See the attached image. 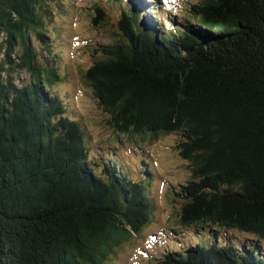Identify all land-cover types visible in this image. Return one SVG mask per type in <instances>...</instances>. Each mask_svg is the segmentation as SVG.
<instances>
[{"label": "trees", "instance_id": "trees-1", "mask_svg": "<svg viewBox=\"0 0 264 264\" xmlns=\"http://www.w3.org/2000/svg\"><path fill=\"white\" fill-rule=\"evenodd\" d=\"M48 1L0 0V264H108L149 220L151 176L131 179L109 160L94 170L81 126L52 92L58 72L32 44L47 47ZM119 1L130 11L85 80L113 128L175 134L190 170L180 230L168 228L171 248L153 263L264 264V0L190 2L177 25L155 0Z\"/></svg>", "mask_w": 264, "mask_h": 264}, {"label": "rangeland", "instance_id": "rangeland-1", "mask_svg": "<svg viewBox=\"0 0 264 264\" xmlns=\"http://www.w3.org/2000/svg\"><path fill=\"white\" fill-rule=\"evenodd\" d=\"M155 1L164 19L177 25L188 13L190 2L198 0ZM46 4L51 9L48 15L42 13L43 29L49 35L45 43L47 47L35 39L32 44L35 52L50 57V63L58 72L59 77L51 86L52 92L64 102L65 115L77 119L81 126L88 157L95 163L94 170L101 174L103 163L114 161L128 172L131 179L142 180L143 176H151L146 189L152 205L149 220L139 233L118 247L108 264H154L155 255L168 250L175 238L170 230H180L177 225L180 209L177 192L178 186L190 178L188 161L175 148V134L153 137L119 133L109 123V113L98 104L85 80L86 69L100 56L102 47L120 33L122 11L129 12L130 8L121 6L119 0H49ZM94 5L103 10V20L98 24L94 23V18H99ZM156 15L154 13V17ZM9 57L14 60L12 53ZM5 58V49L1 48L0 59L6 62ZM17 73L21 80H28L29 74L23 70L15 68L10 72L13 76ZM144 164L148 165L149 171ZM164 232L172 241L159 236ZM222 235L232 237L236 242L249 236L235 230L223 231ZM191 237L192 233L187 231L183 239L187 241Z\"/></svg>", "mask_w": 264, "mask_h": 264}, {"label": "snow or ice", "instance_id": "snow-or-ice-1", "mask_svg": "<svg viewBox=\"0 0 264 264\" xmlns=\"http://www.w3.org/2000/svg\"><path fill=\"white\" fill-rule=\"evenodd\" d=\"M165 2L167 3V2H168V0H165Z\"/></svg>", "mask_w": 264, "mask_h": 264}]
</instances>
